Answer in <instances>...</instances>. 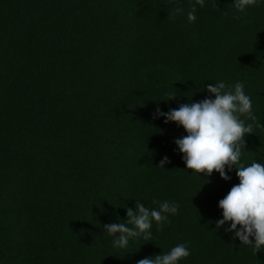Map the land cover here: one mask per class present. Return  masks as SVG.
Segmentation results:
<instances>
[{
    "label": "trees",
    "instance_id": "obj_1",
    "mask_svg": "<svg viewBox=\"0 0 264 264\" xmlns=\"http://www.w3.org/2000/svg\"><path fill=\"white\" fill-rule=\"evenodd\" d=\"M233 2L204 0L189 23L196 0H0V264H136L178 244L177 264H264L216 227L235 168L228 181L187 169L186 131L154 118L242 82L262 127L240 163L264 164V0ZM137 200L179 209L151 240L114 247L103 226Z\"/></svg>",
    "mask_w": 264,
    "mask_h": 264
},
{
    "label": "clouds",
    "instance_id": "obj_2",
    "mask_svg": "<svg viewBox=\"0 0 264 264\" xmlns=\"http://www.w3.org/2000/svg\"><path fill=\"white\" fill-rule=\"evenodd\" d=\"M256 4L257 0L233 2L234 8L241 13ZM196 5L203 8L204 0H196V4L192 5L191 11L187 13L189 23L197 18ZM182 13L183 9L176 7L170 18ZM234 19L240 17L235 16ZM207 92L214 99L209 97L199 102L181 104L177 109H170L168 112L157 107L154 118L162 116L164 123L175 122L186 131V136L174 142L183 154L187 169L206 176L216 172L223 180L228 181L231 179L228 172L235 168L239 183L232 186L219 201L218 207L222 210L223 219L216 222V227L219 229L226 222H230V227L225 231L233 232L242 245L251 246L256 254L264 249V164L253 162L244 166L240 160L241 145L245 147L244 138L247 134L254 133L253 125L259 122L252 111V101L245 94L242 82H236L234 86L226 85L223 81L209 84ZM176 96L169 94L166 100ZM241 116L245 119L242 120ZM245 120L252 123L246 125ZM170 162L165 156L158 166L164 168ZM153 204H158V207L149 209L137 200L135 210L126 209L127 220L124 223L103 226L107 234L114 237V247L125 249L133 238L151 240L150 229L153 222L156 223L157 231H162L164 224L170 223L169 215L177 214L179 209L175 202L153 200ZM189 255L186 245L178 244L166 254L156 255L154 259H140L136 264H177Z\"/></svg>",
    "mask_w": 264,
    "mask_h": 264
}]
</instances>
